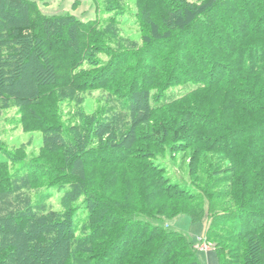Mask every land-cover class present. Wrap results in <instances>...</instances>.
Returning a JSON list of instances; mask_svg holds the SVG:
<instances>
[{"label":"trees","instance_id":"1","mask_svg":"<svg viewBox=\"0 0 264 264\" xmlns=\"http://www.w3.org/2000/svg\"><path fill=\"white\" fill-rule=\"evenodd\" d=\"M148 3L147 7L152 8L147 11L144 7L143 17L152 22L154 16L150 11L156 9L160 20L155 22L156 26L150 24L142 30L145 46L140 50L149 53L146 47L162 45L155 59L159 57L161 63L165 60L168 67L162 70L156 65L150 76L140 70L127 98L116 104L115 111L110 109L91 119L96 124L92 139L85 131L76 135L82 120L80 125L71 124L75 143L70 147L75 154L89 145L90 152L99 153L101 160L114 156L122 162L124 156H136L143 173L157 172L153 182L162 191L155 195L167 194L169 199L189 201L192 207L173 205L170 211L182 210L171 215L152 208L137 211L127 192L129 206L123 201L119 204L107 200L103 207L106 214L99 216L98 209L89 210V203L101 197L84 184L81 174L87 166L85 156L80 160L67 159L56 168L49 164L24 165L23 170H14L13 174L9 173L11 160H0V171L7 169L10 175L0 174V264H202L196 241L166 225L182 213L188 214L193 222L208 219L205 241L216 251L220 264H264V146L259 149L256 143L259 139L264 142V132H259L264 128V0H148ZM90 22L72 14L46 15L34 0H0V110L6 106L24 109L29 100L40 105L41 96L54 88L60 95L72 96L73 101L77 96L90 98L87 94L95 91L106 94L110 90L114 95L118 85L113 82L124 71L116 70L113 58L105 53L107 48L98 43L105 36L120 34L121 21L110 18L100 23L101 27L95 26L99 23L96 20ZM59 52L60 56L55 57ZM162 55L166 58H160ZM174 82L181 85L180 92L174 95L179 97L169 101L154 97L164 88L163 95L167 96ZM138 83L143 86L137 89ZM235 83L245 87L235 88ZM208 87H217L219 92L233 87L238 93L253 96L251 102L235 99L224 110L227 114L228 110L238 109L236 116L242 119L240 130L246 132V128L255 133V138L241 147L252 146L260 153L257 164L251 166L240 157L241 163L236 164L239 170H233L238 184L229 192L235 204L223 212L216 211L213 199L223 197L224 188L214 190L210 186V193L205 186L201 195L177 190L163 166L153 162L156 150H162L170 141L189 146L198 143L193 139L198 137L200 128L218 135L233 130L228 122L218 118L212 119L214 122L208 126L192 117L188 123H176L172 111L185 115L191 107H197V94ZM139 95L144 96L141 103L135 100ZM175 102L187 109L168 108L166 113L171 116L154 120L157 113ZM203 117L206 119L201 116L200 120ZM246 121L248 128L244 125ZM131 139L146 143L142 154L137 155L132 147L123 148L120 144ZM66 143L69 142L63 141L60 146L68 147L70 144ZM121 146L125 154L118 155ZM52 174L58 177L56 183L66 179L71 181L70 185L63 184L53 191L43 184L35 196L34 183ZM8 182L11 196L15 198L19 191L20 194L15 199L18 206L4 210L1 205L8 199ZM52 201L54 206H50ZM19 203L24 206L19 207ZM146 216H156L160 221ZM229 240L239 244L238 250L246 249L244 261L233 255L230 248L231 253L225 254L227 247L220 241Z\"/></svg>","mask_w":264,"mask_h":264},{"label":"rangeland","instance_id":"2","mask_svg":"<svg viewBox=\"0 0 264 264\" xmlns=\"http://www.w3.org/2000/svg\"><path fill=\"white\" fill-rule=\"evenodd\" d=\"M34 1L38 3L41 12L46 15L72 14L77 18L88 20V22H90V20H96L99 23L95 26H98L100 23H105V21L110 18L120 20V34L113 33L111 36H105L102 42H99L98 44H101V46L103 45L105 49L107 48L105 53L111 55L113 58L116 70L124 71V73H122L123 76L121 78L119 77L113 82L116 86L118 85V88L114 89L116 90L114 91V95L110 90L108 93L106 92V94L104 92L100 93L99 91H95L93 94L92 92L87 94L90 98L85 99V97L77 96L76 101H73L72 96L60 95L57 88H54L50 89L49 92H46L47 94L45 93L41 96L40 105L29 100L25 103L24 109L6 106L3 110H0V160H11L12 165L9 169V173H12L17 169L23 170L24 165L31 166L33 163L40 165L49 164L56 168V166L67 162V159L80 160L85 156L88 160L87 166L83 168V173L81 174L83 175L84 184L92 189L96 195L101 197V199H96L95 203H89V210L98 209L99 216L103 215L104 212L106 214L103 207L104 205H107L106 203H108V201L116 200L119 204L123 201L128 204L129 198L132 199L131 204L133 205V209L137 211H142V208H152L160 214L171 215L172 213L182 210L170 211V209L174 207L173 205L178 204L181 208L188 205L192 207L189 201L169 199L167 194L162 195L159 193L158 195H155V192L162 191V188L157 187L153 182L154 177L158 176L156 174L157 172L151 175L147 174V172L143 173L140 170L142 167L140 168V165H138L136 156H124L122 157V162L115 159L114 156H111L109 159L101 160L99 153L96 152L94 154L90 152L89 145H85V149L77 150L75 154L70 147L72 143H75V138H73L75 137V133L71 130V124L77 122L80 125L82 120L83 125H81L79 131H76V135L79 136L84 134L85 131L86 134H89V138L92 139V136L94 135L92 132L93 127H95L94 125L96 124H94L91 119L103 115L110 109H112V112L115 111L114 108H116V104H121V102L127 98V95L129 94L128 91L133 87L132 84L135 80V76L136 78L139 76L140 70H143V72L145 71L144 73H147L150 76L149 73L153 72L152 67H156L157 65L162 68V70H164L163 68L168 67V63L164 62L165 60L161 63L159 62V57L155 59L156 56L160 55L162 45H154V47L158 46L157 48H150V46L146 47V50H150L149 53H144V49L140 50L141 47L145 46L142 30H146L147 26L150 24L156 26L155 22L160 20L158 19L159 12L156 11V9L150 11V13L153 12L154 16V18H151L152 22L147 21L143 17V13H146L144 7L149 6L148 0ZM149 8L152 7H147V11ZM161 17L163 18V16ZM90 23H92V21ZM236 26L239 28V25ZM95 30L99 32L96 27ZM98 34L100 37L103 35L102 32ZM220 34L223 35V33ZM104 40L109 44L104 42ZM130 50L133 51L130 52ZM122 52H124L123 54L128 55V57H125V55L123 56ZM60 53L61 52L55 57L60 56ZM91 54H93V52ZM161 57L163 58L164 55L160 56V58ZM164 58H166V55ZM182 78L181 80H183ZM147 79L150 80L149 78ZM187 82L190 83V80L188 79ZM193 82L195 81L193 80ZM182 83L184 82L182 81ZM142 84L143 83H138L135 88H140L143 86ZM173 84L168 88L167 96L163 95L164 88L163 90H159V96L154 97L159 99H162L163 97L166 98L167 101L179 97L174 95H176V92H180L178 88L181 85H178L177 82H174ZM235 86H239V88L245 87L239 83H235L233 87ZM233 87L223 88L220 92L217 90V87L203 88L197 94L199 99V101H195L197 107H191V110L187 111L185 115L179 114L178 112L175 113L174 110L172 111L176 123H188V119L192 117L200 121L204 126H208L214 122L212 119L218 118L228 122L233 127V130H228L227 133H220V135H218V133L213 134L201 128L199 130L197 129L199 135L193 140L198 143H191L189 146L188 144L181 145L180 143H172L170 141V143H168L167 146H164L162 150H156L157 153H154L155 157L153 161L158 163V165L163 166L164 173L168 175L170 181L176 186L177 190H187L190 193L201 195V190L205 189V186H207L209 192L210 186H213L214 190L224 188V190L222 189V192L224 191L226 193H223V197L218 198L216 196L213 199L214 208L216 211L220 212L228 210L229 207L235 204L234 196L229 195V192L234 191L236 189L235 186L238 184V181L233 177V170L237 167L236 164L241 163L240 157L243 158L245 163L251 166L257 164L256 159L260 154L252 146L246 145L244 149L241 147L243 146L242 144L245 145V143H248L249 139L255 138V133H252L250 130L247 131L246 128V132L240 130V121L242 119L239 116H236V111H238V109H233L231 111L228 110L227 114L225 113L224 109L228 108L227 106H230L235 99H244L246 101L253 99V96L236 92V87L232 89ZM119 89H122V91ZM160 94H162V96H160ZM143 97L144 96L139 95L135 98L136 102L141 103ZM108 105H113L114 107H108ZM181 105V103L177 104L175 102L166 106L162 111L155 115L156 117H154V120H166L167 117L171 116V114L166 113L168 112L166 111L168 108L176 107L180 110L184 107L187 109V107ZM89 112L94 114L87 115ZM232 114L235 116V119L231 116ZM201 116H206V119L203 117V119L200 120ZM211 116L213 118H211ZM87 122L88 124H86ZM245 123L246 124H242L247 127L249 121H246ZM254 127L255 125L253 128ZM260 131L264 132V128L259 129V132ZM259 132H257V134H259ZM202 139L203 143H200V140L202 141ZM63 141L69 142L66 144L70 145L68 147L60 146V143ZM124 143V141L120 143L123 145V148L132 147V151L137 155L142 154L144 152L143 148L146 146V143L142 142L141 139H138V142L131 139L129 143ZM256 143L259 145V149H261L260 147L262 145L264 146V142L262 143V140L260 139L259 141H256ZM234 144H237L235 149L233 147ZM218 145L220 147H216ZM105 149L107 150L106 147ZM119 150L120 152H117L116 149L113 151L117 152L118 155H120V153L125 154V152L122 151V146ZM70 151L72 155H69ZM259 161H261V159H259ZM88 163H90V165ZM144 170H146V168H144ZM236 170L239 169L236 168ZM1 173H5V175L9 174L7 169L0 171V174ZM11 176L13 177L14 175ZM57 178L58 177H55V175L52 174L43 180H38L39 182L34 183L35 187L33 194L38 196L40 186L43 184H46L53 191L61 189L60 187L63 184L65 186L70 185L71 181L66 179L62 182L60 181L59 183H56V180H58ZM72 184L75 183L73 182ZM0 188H2V186ZM10 192L11 188L8 182V199L1 205L4 210H10V208L15 205L18 206L15 199L16 197L19 198L20 191L15 193V198L11 196ZM127 192L130 196L129 198L125 195ZM0 194L2 195V193ZM51 203L50 206L55 205V202L52 201ZM197 204L200 206V203ZM22 206H24V204L19 205V207ZM83 206L84 203H82L81 212L84 210ZM198 209L200 210L201 208L198 207ZM147 217L148 216H146V218ZM148 218L157 222L160 221L156 216L154 218ZM243 223L247 224V221L243 220ZM166 225H170L171 228L178 229L179 231L188 234L196 241V247L202 246L205 248V243H208L207 241L205 242L206 232L209 228L207 218L193 222L188 214L182 213L177 215ZM212 243L215 244L217 242L212 241ZM220 244L227 247V250L225 251L226 255L231 253L228 249L230 248V250L232 249L233 255L237 256L240 261H244L246 249L241 247L238 250V243L229 240V242L220 241Z\"/></svg>","mask_w":264,"mask_h":264},{"label":"crops","instance_id":"3","mask_svg":"<svg viewBox=\"0 0 264 264\" xmlns=\"http://www.w3.org/2000/svg\"><path fill=\"white\" fill-rule=\"evenodd\" d=\"M198 257L202 264H220L218 255L210 243L208 248H198Z\"/></svg>","mask_w":264,"mask_h":264},{"label":"built area","instance_id":"4","mask_svg":"<svg viewBox=\"0 0 264 264\" xmlns=\"http://www.w3.org/2000/svg\"><path fill=\"white\" fill-rule=\"evenodd\" d=\"M205 242H206V241H205ZM208 244H209V243H205L204 247H205V248H208V247H209Z\"/></svg>","mask_w":264,"mask_h":264}]
</instances>
